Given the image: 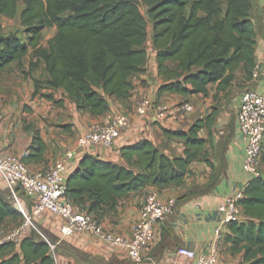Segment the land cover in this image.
<instances>
[{
  "label": "trees",
  "instance_id": "obj_1",
  "mask_svg": "<svg viewBox=\"0 0 264 264\" xmlns=\"http://www.w3.org/2000/svg\"><path fill=\"white\" fill-rule=\"evenodd\" d=\"M19 2L24 5L19 17L27 41L0 36V75L14 64L22 70L32 50L23 75L40 67L47 73L46 80H33L34 97L43 89L61 91L78 113L92 118L105 117L113 103L132 99L135 80L147 74L149 41L162 80L157 98L205 99L211 86L218 98L231 89L239 73L253 81L257 58L252 0H0V18L15 19ZM47 29L56 32L43 47ZM41 97L55 106L63 104L52 94ZM215 124L216 113L209 112L187 130L163 129L167 142L182 144V156H169L146 139L123 146L121 164L85 155L68 177L66 197L101 222L142 189L180 188L195 163L213 167ZM46 152L37 132L20 159L36 171L31 166L43 162ZM240 206L245 221L227 224L226 241L243 263L264 264V176L246 186ZM8 222L23 223V218L11 197L0 193V228ZM37 237L26 236L18 246L0 245V264H55L50 244L56 242Z\"/></svg>",
  "mask_w": 264,
  "mask_h": 264
},
{
  "label": "crops",
  "instance_id": "obj_2",
  "mask_svg": "<svg viewBox=\"0 0 264 264\" xmlns=\"http://www.w3.org/2000/svg\"><path fill=\"white\" fill-rule=\"evenodd\" d=\"M251 19L256 31L257 64H260L264 71V0H252ZM137 82L139 80H135V86ZM139 83L142 85L135 90L139 92L138 95L148 94L154 102L171 103L173 107L176 106L173 115L161 123L154 122L150 118H139L134 113L136 96H133L127 104L113 103L111 112L107 116L92 118L87 114L78 113L74 104L66 99L61 91L52 92L43 89L34 97L35 86L31 80L23 83L25 90L16 89L11 98L3 88H0V155L21 158L27 152L33 136L38 132L47 146V152L44 161L32 165L31 168L44 170L53 167L66 151L74 150L75 158L68 168V177L79 166L85 155L121 164V148L134 144L142 138L159 147L168 143L167 148H162L167 155L182 156V144L167 142L162 135L163 129L187 130L193 122L209 113L207 106H200L203 115L199 117L184 116L177 105L184 101L195 100L196 97L185 99L178 95H165L157 98L155 90L162 84V80L157 77V71L153 67L141 77ZM154 83L156 87L152 86ZM245 86V90H260V82L245 81ZM42 94H52L56 100H63V104L55 106L41 97ZM204 102L207 103L208 99H204ZM238 105L235 109L236 120L227 138L212 141L210 160L213 162V167L206 163H195L192 167L193 174L187 177L184 186L161 192L164 199L175 197L177 205L173 215L157 228V242L144 253L143 260L139 264H197L196 261L180 256L178 251L181 248L192 250L198 256L204 257L215 252L216 264H245L241 255L231 251V244L226 241V235L229 233L226 226L223 227L225 235L223 240L216 244L214 239L215 231L224 219L219 206L228 197L242 191L249 180L243 170L245 150L237 123ZM121 113L131 115L133 128L126 137L116 143L113 150L94 149L88 152L77 148L79 137L93 125L111 121ZM64 126L71 128L65 129ZM200 135L204 137L205 133L201 132ZM218 144L221 146L219 147ZM150 189L145 188L131 194L121 202L115 213L104 216L101 223L106 230L116 235L129 236L138 219L140 202ZM0 193L11 197L4 185L0 186ZM17 194L22 206L28 212L31 209L32 199L26 197L21 187L18 188ZM15 208L17 210V205ZM37 222L38 228L42 227L57 237L56 250L53 254L55 264H133L126 251L111 250L93 237L62 238L58 228L59 222L52 216L45 215ZM42 239L48 242L46 238L42 237Z\"/></svg>",
  "mask_w": 264,
  "mask_h": 264
},
{
  "label": "built area",
  "instance_id": "obj_3",
  "mask_svg": "<svg viewBox=\"0 0 264 264\" xmlns=\"http://www.w3.org/2000/svg\"><path fill=\"white\" fill-rule=\"evenodd\" d=\"M150 43L149 41L147 72L151 67L157 71L155 52ZM253 81L260 82V90H245L240 96L237 110V123L245 150L243 170L249 177L246 186L252 180L264 176L262 162L264 151V71L260 64H256ZM133 96H136L134 113L142 119L150 118L154 122H164L173 115L176 107L168 102H154L148 94L138 96L134 94ZM177 107L184 116H192L197 111L195 105L190 101H184ZM132 128L131 115L121 113L111 121L93 125L79 137L77 148L88 152L94 149L111 151L118 141L131 132ZM143 139L145 138L141 140ZM74 158L75 151L69 150L53 167L33 171L19 157L0 155V186L4 185L11 195V203L13 206L17 205L18 212L23 215L21 227L1 240L0 245L10 242L18 246L27 234L29 236L36 232L34 224L43 216L49 215L58 220L62 238L93 237L111 250L126 251L133 264L141 263L144 253L157 242V228L173 215L177 205L176 198L167 197L164 199L161 192L151 188L140 202L138 219L132 233L129 236L116 235L106 230L104 225L91 213L74 205L66 197L68 168ZM19 187L22 188L26 197L32 199L31 209L28 212L18 197ZM245 188L236 195L228 197L219 206V211L224 214V219L215 231L216 244L221 242L225 236L224 226L230 222L245 221L240 206ZM50 248L54 254L56 245L50 244ZM178 254L187 260L196 261L197 264L217 263L215 252L204 257L198 256L192 250L181 248Z\"/></svg>",
  "mask_w": 264,
  "mask_h": 264
},
{
  "label": "rangeland",
  "instance_id": "obj_4",
  "mask_svg": "<svg viewBox=\"0 0 264 264\" xmlns=\"http://www.w3.org/2000/svg\"><path fill=\"white\" fill-rule=\"evenodd\" d=\"M24 9V5L22 2L18 3V15L15 19H8L5 17L0 18V36H8V35H17L22 41L26 42L27 38L25 37L24 28L21 26L20 23V12ZM141 11L145 13V9L141 7ZM55 35L54 29H47L42 33V39L41 44L43 47H47L48 41H50ZM33 52L32 50L29 51L28 56L23 62L24 68H19L16 64L9 67L6 71H4V74L0 75V88H3V91L8 95V97H12L13 93H15V90H19V88L24 89L23 83H27V81L31 80H40L44 81L47 78V73L45 72L43 67L38 68L36 71H34L31 75L26 76L23 75L22 71L25 70V72H28L29 70V61L32 56ZM239 73L235 83L231 87V89L228 92L220 93L218 98H216V92H215V86L210 87V94L205 99H208V102H204V99L202 98H195V100H189L191 103L195 105L197 108V111L193 117H199L200 115H203L202 112H200V106H207V109L209 112L216 113V124L213 130V140L216 139H224L227 138V134L232 130L236 117H235V109H237L238 101L240 99L241 94L245 91V79L242 74ZM20 82V83H19ZM140 82V79H139ZM137 82L135 86V90L139 89L142 84ZM34 83V81H33ZM152 86H157L155 83ZM149 87V86H147ZM146 88V87H143ZM150 88V87H149ZM135 95L139 94L138 91H135ZM219 147L221 146L218 144ZM161 148H167L168 143L162 144L160 146ZM264 172V169H263ZM6 193V192H5ZM23 223L21 222H8L6 226L0 228V241L7 238L13 231L19 229ZM38 222L34 224V230L35 233L38 235V239H41L42 237L46 238L47 240H52L56 242L57 237L52 234L51 232H48L46 229H43L42 227L38 228ZM42 235V236H41Z\"/></svg>",
  "mask_w": 264,
  "mask_h": 264
}]
</instances>
